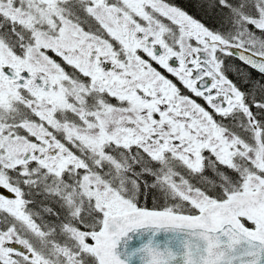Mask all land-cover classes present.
<instances>
[{"label":"snow or ice","instance_id":"6c2138e0","mask_svg":"<svg viewBox=\"0 0 264 264\" xmlns=\"http://www.w3.org/2000/svg\"><path fill=\"white\" fill-rule=\"evenodd\" d=\"M0 0V264H264V0Z\"/></svg>","mask_w":264,"mask_h":264},{"label":"trees","instance_id":"16d2710c","mask_svg":"<svg viewBox=\"0 0 264 264\" xmlns=\"http://www.w3.org/2000/svg\"><path fill=\"white\" fill-rule=\"evenodd\" d=\"M171 2L176 4L177 6L186 8V10H189L194 15H197L199 17L202 15L197 10H194L190 7V0H171Z\"/></svg>","mask_w":264,"mask_h":264},{"label":"flooded vegetation","instance_id":"af4514ba","mask_svg":"<svg viewBox=\"0 0 264 264\" xmlns=\"http://www.w3.org/2000/svg\"><path fill=\"white\" fill-rule=\"evenodd\" d=\"M183 8V7H182ZM185 10H186V8H185ZM187 11H189V10H187ZM190 12V11H189ZM191 13V12H190ZM191 14H193V13H191ZM194 15V14H193ZM198 18H199V16H198Z\"/></svg>","mask_w":264,"mask_h":264}]
</instances>
